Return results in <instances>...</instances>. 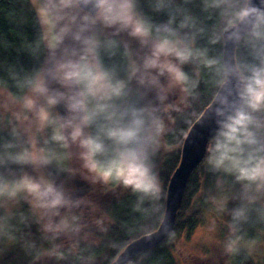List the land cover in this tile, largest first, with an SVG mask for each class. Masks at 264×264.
<instances>
[{
  "label": "clouds",
  "instance_id": "obj_1",
  "mask_svg": "<svg viewBox=\"0 0 264 264\" xmlns=\"http://www.w3.org/2000/svg\"><path fill=\"white\" fill-rule=\"evenodd\" d=\"M190 2L184 0L185 4ZM201 2L203 11L218 13L222 24L218 30L213 29L208 42L215 45L224 38L225 43L243 45L253 62L237 57L229 62L208 58L207 50L194 51L196 36L205 35L207 30L198 27V19L187 9L174 6L173 0H154L152 10L167 11L169 16L160 24H152L137 11V0H44L40 8V15L46 17L41 16L47 29V58L45 67L26 81L32 95L45 102L36 113L37 119L42 128L55 126L53 141L64 147L69 141L78 145L83 167L89 172L105 183L116 181L138 194L137 209L145 200L155 202L161 198V183L152 163L166 131L159 105L165 104L173 89H179L182 98L167 107L177 111L193 95L199 81L192 79L183 66L196 58H202L216 76L219 131L207 149L208 165L213 172L234 176L243 185L246 197L253 187L256 193H264V140L258 135L264 131V0L258 4L253 0ZM98 25L114 30V35L127 33L147 48L141 63L130 61L126 80L119 78L114 68L101 65L99 49L104 47L114 54L118 45L115 40L102 43L94 31ZM67 40L78 48L66 45ZM161 77L166 78L167 85L161 84ZM133 80L154 92L158 103H128ZM232 80L236 82V99L230 102L228 96L233 90L228 86ZM50 84L59 87L51 88ZM58 104L64 105L68 115L52 119L49 109ZM34 105L31 96L25 98L26 108L32 110ZM91 128L95 132L85 131ZM8 159L16 163H50L46 156L28 151L9 155ZM23 185L45 209L71 204L65 193L51 184L25 180ZM247 198L254 202L255 197ZM232 219L245 220L246 210L235 209ZM59 228L57 225L56 230ZM230 228L234 229V224ZM48 230L53 226L49 225ZM236 243L231 241L228 250L233 251Z\"/></svg>",
  "mask_w": 264,
  "mask_h": 264
},
{
  "label": "trees",
  "instance_id": "obj_2",
  "mask_svg": "<svg viewBox=\"0 0 264 264\" xmlns=\"http://www.w3.org/2000/svg\"><path fill=\"white\" fill-rule=\"evenodd\" d=\"M153 2L154 0H137V11L152 24L167 22V11L154 12ZM173 5L187 9L198 19V27L203 26L207 30L205 35L196 36L194 51L207 50L208 58H223L222 39L215 45L208 42L213 29L222 27L218 13L203 11L201 0H191L188 4H185L184 0H173ZM178 22L179 17L177 24ZM98 38L102 43L106 40L117 42L118 47L113 50L114 54L104 47L99 49V61L105 69L114 68L118 77L126 80L130 63L129 47L113 34L100 35ZM235 57L241 61L253 62L243 45H236ZM46 58L47 47L43 28L31 0H0V88L6 90L14 99L22 98L29 90L26 81L44 68ZM183 70L199 83L193 95L185 100L183 108L172 117L162 139L163 149L152 158L154 171L161 183L160 200H145L137 209L138 194L116 181L105 183L96 174L91 173L97 178L93 180L94 183L99 185L97 180L101 183L102 188L98 187L99 193L119 190V196L103 208L105 218L102 220H98L97 214H92L84 205L77 208L80 210L66 208V211H62L59 208L60 214L55 223L60 225L62 237L54 236V242L41 237L38 219L25 205L13 210L12 214L7 213L2 206L3 200L13 196L9 194L10 191L17 190L24 163L8 159L9 155L21 153L20 141L15 133L4 131L0 126V264H32L44 250L53 253L59 264H111L128 244L158 228L164 212L167 184L178 166L183 140L217 92L214 70L206 67L202 58H196L184 65ZM129 88L133 95L130 85ZM141 90L145 98L151 95V91L143 88ZM85 131L95 132V128ZM258 135L262 139L261 132ZM213 137L207 144L203 160L188 177L170 237L129 264H177L174 257L176 239L181 234L188 238L203 222L204 211L209 210L204 201L197 200L206 182H209L210 191L220 190L228 200L231 197L239 198L237 202H231L229 205L231 213L241 207L246 210V219L234 223L237 234L234 240L237 244L234 250L230 251V264H255L244 246L260 239L264 240V204L256 200L250 203L245 199L244 187L234 176L212 171L207 163V149ZM6 145L11 147H5ZM98 159L103 161L106 157ZM59 189L69 194L66 197L69 200H73L77 195L64 184ZM253 190L254 187L248 191L247 196ZM98 207L96 206L97 212ZM260 263L264 264V251Z\"/></svg>",
  "mask_w": 264,
  "mask_h": 264
},
{
  "label": "rangeland",
  "instance_id": "obj_3",
  "mask_svg": "<svg viewBox=\"0 0 264 264\" xmlns=\"http://www.w3.org/2000/svg\"><path fill=\"white\" fill-rule=\"evenodd\" d=\"M31 2L38 14L45 37L47 29L40 15V8L44 0H31ZM94 31L97 37L105 34H113L114 32V30L104 29L100 25H98ZM116 36L129 47V62L135 61L137 64L141 63L143 56L147 52V48L142 47L139 41L131 38L127 33L122 32ZM65 43L68 46L78 48V45H74L71 40H67ZM160 81L161 84L167 85L165 77H161ZM129 85L133 95L130 93V96L127 98L128 103L136 106L158 103L155 99V93L152 91L150 93L151 95L145 98L141 87L136 84L135 80L131 81ZM50 87L58 88L59 85L50 84ZM30 96L35 102L34 109L32 110L25 107V98ZM181 98L182 94L179 89H173L169 93L168 100L165 104L159 105V114L164 121L166 131L170 126L172 117L183 108L184 103L180 104L179 111L174 108H168L167 106L177 104ZM44 103L43 98L33 96L29 90L22 98L14 99L6 90L0 88L1 128L4 131L15 133L18 136L21 152L28 151L36 156H46L50 160L48 164L24 163L17 190L12 189L13 191H10L14 192V195L9 199L3 200L2 206L7 213L12 214L13 210L20 209L25 205L27 210L37 217L41 237L44 239H51L54 242V236H57V238L62 237V229L60 227L59 230H56L58 224L56 225L55 223L56 218L60 214V210L52 209L47 211L45 208L41 207L40 201L29 193L27 188L23 185V181L30 180L40 183L41 185L51 184L57 189L64 184L66 188L75 191L77 195L73 200H70V205L61 208L62 211L66 208L77 209L80 205H84L92 214H97L98 220L105 218L102 212L104 211L103 208L108 202L119 196V190H107V193H105L106 195L103 194V192L99 193V188H102L101 183L97 180L99 185H96L93 181L97 179L96 176L91 175V172L83 167V161L80 159L81 150L78 145L72 144L71 141H69L68 147H64L51 139L55 131V126L46 125L42 128L36 116V113ZM49 112L52 119L58 117L66 118L68 115L63 104L54 106L49 109ZM163 136L161 137L160 148L156 154L160 153L163 149ZM261 137L262 140H264V131L261 132ZM157 162H159V159ZM87 185H89V187ZM217 186L219 187V184H217ZM67 195L69 194L65 193V197H68ZM247 197H255L254 200L264 204V193H256L255 189ZM247 197L245 199H248ZM197 200L204 201L209 206V210L204 211L202 215L203 222L194 229L188 238H186L184 234H181L176 239L174 243V257L176 263L230 264V251L228 250V245L231 241H235L234 237L237 234L235 226L234 229L230 228V224H234L235 222L232 219V211L229 205L231 202H237L239 198L231 197L228 200L225 194L221 193L220 190L214 192L210 191L209 182H206V184L202 186ZM96 206H99V212L96 211ZM49 225L53 226V230H48ZM244 249L255 264H261L260 261L264 251L263 239L246 244ZM32 264L59 263L53 253L49 250H44L40 257Z\"/></svg>",
  "mask_w": 264,
  "mask_h": 264
},
{
  "label": "water",
  "instance_id": "obj_4",
  "mask_svg": "<svg viewBox=\"0 0 264 264\" xmlns=\"http://www.w3.org/2000/svg\"><path fill=\"white\" fill-rule=\"evenodd\" d=\"M253 2L258 4L259 0H253ZM222 41V59L231 62L235 57L236 45L231 42L225 43L224 38H222ZM235 83V80H232L228 86L230 90H233V94L228 96L230 102L236 99L234 92ZM215 96L210 105L190 127L183 140L178 166L167 184L164 212L158 228L153 233L128 244L111 264H129L139 255L160 246L170 237L174 229L177 212L181 205L188 177L203 160L207 144L219 130L218 117L215 115L217 107Z\"/></svg>",
  "mask_w": 264,
  "mask_h": 264
},
{
  "label": "snow or ice",
  "instance_id": "obj_5",
  "mask_svg": "<svg viewBox=\"0 0 264 264\" xmlns=\"http://www.w3.org/2000/svg\"><path fill=\"white\" fill-rule=\"evenodd\" d=\"M41 16H42V17H44V14H43V13H41ZM44 18L46 19V17H44Z\"/></svg>",
  "mask_w": 264,
  "mask_h": 264
}]
</instances>
